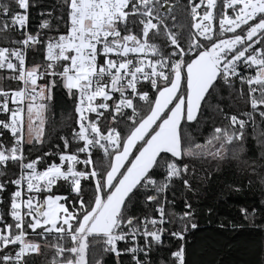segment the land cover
<instances>
[{"label":"snow or ice","instance_id":"obj_1","mask_svg":"<svg viewBox=\"0 0 264 264\" xmlns=\"http://www.w3.org/2000/svg\"><path fill=\"white\" fill-rule=\"evenodd\" d=\"M13 4L15 7L0 5V17L4 18L0 31L26 26L28 0H13ZM65 4L66 31L47 41V64L43 72L40 65L26 66L24 50L30 44L39 43L38 36L23 32L24 39L10 41L17 47L0 46V69L10 70L13 75L9 79L23 85L18 90L0 88V112L7 115L6 120H0V128L12 135L10 147L0 142V164L6 166L9 160L19 161L21 170L18 178L0 182V191L5 190L7 183L17 189L10 197L9 215L14 224L0 217L3 225L0 264H26L23 259L26 253L39 251V243L26 241L25 223L33 233L41 229L38 233L41 238L56 233L60 241L70 239V247L63 243L50 245L55 249L51 264H87L86 252L90 247L87 237L95 239L94 246L101 247L102 252H111L117 257L122 254L117 242H127L130 238L133 244L123 252L131 254L132 264H151L147 257L153 244L162 242L164 205L168 201L158 203L157 220L147 215H130L128 205L133 197L149 188L159 194L173 179L181 180L187 191H193L188 178L189 165L178 164V160L185 157L225 160L230 152L233 159H239L243 148L236 145L243 140L247 123L251 121L255 125L257 113L264 121V0H222V8L218 0H187L185 11L194 31L184 44L169 28V16L175 24L172 15L175 5L168 0H65ZM213 9L220 17L219 37L211 26ZM129 18L136 22L139 34L128 28ZM41 27H48L47 21ZM161 31L168 41L165 49L171 48V51L149 43V38L159 36ZM149 50L155 58H147ZM130 54L135 58L130 59ZM241 63L245 66L243 74L239 70ZM46 76L53 79L47 84H37L38 79ZM57 76L69 98L75 100V123L79 131L73 130V138L83 141V147L76 151L86 153L88 158L81 161L75 153H61L60 164L53 162L38 171L40 157L25 164L23 145L25 137L28 143L40 142L46 110V103L40 101L52 99L51 89ZM235 77H239L241 85L248 86L251 111L244 114L248 120L236 115L226 117L230 124L215 127L202 144H193L190 137L182 136V122L197 118L202 100L216 87V82L223 80L229 84ZM142 82L150 84V91L140 87ZM9 97L12 107H9ZM139 102L147 107H138ZM105 113L112 119L101 127L100 120ZM90 114L96 118L92 119ZM259 143L264 147V131ZM94 148L103 153L102 167L92 160ZM161 160L165 161L166 175L157 181L154 172ZM65 161L67 171L62 170ZM74 163H83L85 170H74ZM194 172L193 166V175ZM57 179L69 182L74 199L50 194ZM82 180L91 182L87 200ZM25 183L29 195L22 199ZM41 191L48 193L42 200L38 198ZM146 201L156 202L157 196L147 195ZM21 208L27 211L21 212ZM184 208L182 214L169 213L173 217L178 215L179 226L171 235L179 240L184 239L189 226L197 227L191 202L185 200ZM239 211L249 220L257 209L249 212L247 207H241ZM25 216L30 219L25 221ZM138 235L144 238L143 247L135 243ZM9 246L15 249L14 253L8 250ZM140 251H144L143 260L137 256ZM184 254L181 244L171 253L175 264H185ZM95 264H103V260L97 259Z\"/></svg>","mask_w":264,"mask_h":264},{"label":"trees","instance_id":"obj_2","mask_svg":"<svg viewBox=\"0 0 264 264\" xmlns=\"http://www.w3.org/2000/svg\"><path fill=\"white\" fill-rule=\"evenodd\" d=\"M168 1L175 5L172 11L175 24L173 25L171 16L168 21L174 26L180 42L184 44L192 31L191 20L185 11L187 0ZM28 2L30 5L28 32L38 36L40 40L31 47L29 63L34 64L41 62L42 43L66 31L67 8L65 0H28ZM4 4L15 7L13 0H0V5ZM3 19L0 17V23ZM44 21H47L48 27L42 28L41 24ZM8 22L11 25L10 17ZM159 36L161 45L165 44L163 31ZM21 37H23L22 29L10 27L7 32L0 31V46H15L10 41L20 40ZM5 77L6 73L0 72V88L18 87L17 83H4ZM52 79L53 77H47L43 81L47 84ZM54 79L56 84L51 89L52 99L44 101L46 110L40 142L33 140L25 147L28 158L40 157V164L60 153L72 152L77 148L73 138L76 118L75 100L69 98L62 80L57 77ZM142 89L150 91L151 86L145 82ZM247 91V84L241 85L237 77L232 78L229 84H225L223 80L217 81L216 87L202 100L197 118L192 122H182V136L190 137L193 144H202L215 127H225L230 124V120L226 117L236 115L240 119L248 120L244 115L251 111ZM137 106L147 107L143 102H139ZM109 118L108 114L101 127ZM254 119L255 125L249 121L244 129L243 140L237 142L236 146L243 148L239 153V159H233L230 152L225 160L211 157H185L177 161L178 164L189 165L188 178L192 181L193 191H187L181 180L173 179L168 188L159 194L149 188L146 191L141 190L133 197L128 208L129 214L134 217L145 215L157 217L153 204L160 201L164 203L165 199L168 201L164 205L166 222L163 225L167 227L169 233L162 237L161 243L153 244L149 259L151 264H175V258L171 253L179 249L181 244L185 248V264H264V147L259 143L260 134L264 131V121L258 113L255 114ZM120 127L123 129L124 125L121 124ZM236 129L239 130L238 125ZM65 140L68 142L67 149H65ZM93 161L102 167L104 157L101 153H96ZM17 167V163H12L0 169V180L11 181L17 176ZM165 167V161L161 160L154 172L157 181L163 180ZM90 184L88 180L82 183L85 200L91 195ZM46 194L48 193H41L40 199L42 200ZM50 194L68 196L69 199L75 198V194L67 184L54 187ZM147 195L157 196V201L147 202ZM185 200L192 204L193 222L197 227L193 229L189 226L184 233V239L179 240L171 235L179 226L178 215L173 217L169 213L182 214L185 211ZM241 207H247L249 212L253 208L257 211L253 217L246 220L239 211ZM40 231L41 229H37L32 238L38 241L41 247L38 253L24 258L26 264H51L55 249L50 245L63 243L66 247L71 246L70 239L60 241L56 233L41 238L38 235ZM86 242L90 245L86 252L87 264H95L97 259H102L103 264H117L118 261L119 264H131L129 253H122L117 257L114 253H104L101 247L94 246L97 241L92 237H87ZM122 247L119 245V248Z\"/></svg>","mask_w":264,"mask_h":264},{"label":"built area","instance_id":"obj_3","mask_svg":"<svg viewBox=\"0 0 264 264\" xmlns=\"http://www.w3.org/2000/svg\"><path fill=\"white\" fill-rule=\"evenodd\" d=\"M161 2H163V0H161ZM195 2H198V0H195ZM168 3L169 4H171L170 3V1H168ZM218 3L221 5V8H222V0H218ZM202 11V10H201ZM213 12H214V17H213V23H212V28H213V32L215 33V35L217 36V37H219V35H220V33H219V19H220V17H219V15H215V13H216V9H213ZM28 14V13H27ZM168 25H169V28L171 29V31L172 32H174V33H176L175 32V29H174V26L168 21ZM120 28H121V32H122V34H124V25L123 24H121L120 25ZM128 28L134 33V34H139V32H140V29H139V27L137 26V24H136V22L134 21V19L133 18H129L128 19ZM15 29H18V30H21L20 28H19V26H17V27H15ZM23 30V32H28V19H27V23H26V26H25V28L24 29H22ZM192 31H194V30H192ZM237 31H239V30H237ZM162 32V31H161ZM29 33V32H28ZM30 34V33H29ZM60 35V34H59ZM163 35H164V38H165V44H163V45H161V43H160V41H159V39H160V36H153V37H150L149 38V43H155V44H157L158 46H160V48L162 49V50H166V51H171V48H166L165 49V46L168 44V41H167V38H166V36H165V34L163 33ZM227 35V34H226ZM176 38L178 39V37H177V35H176ZM22 39H24V36L23 37H21L20 38V40H22ZM39 39V38H38ZM49 39H46L43 43H42V47H41V49H42V58H41V62H35L34 64H30L29 63V57H30V53H31V47H32V45H34V44H30L24 51H25V57H26V66L27 67H32V66H34V65H40L41 67H40V71L41 72H43L44 70H45V68H46V64H47V61L45 60V52H46V43H47V41H48ZM40 41V40H39ZM178 41L180 42V40L178 39ZM181 43V42H180ZM182 44V43H181ZM18 45H15V46H3V47H9V48H11V47H17ZM129 58L130 59H132V58H135V56H134V54H130L129 55ZM147 58H155L152 54H151V52H150V50H149V55H148V57ZM146 58V59H147ZM100 59H101V62H102V57H100ZM60 70V68H57V71H59ZM150 70V69H149ZM239 70H240V72L243 74L244 72H245V66L241 63L240 65H239ZM250 72L252 71V70H249ZM0 72H5L6 73V77L4 78V83H9V84H14V83H17V85H18V87H13V88H3L4 90H18L20 87H23V85L21 84V82H19L18 80H15V79H9V77L10 76H12L13 75V73L10 71V70H7V69H0ZM16 75H18V73H16ZM47 77H51V76H46V77H43V78H40V79H38L37 80V84H45L44 83V79L45 78H47ZM57 78H59L58 76H57ZM236 78V77H235ZM238 79H239V77H237ZM240 80V79H239ZM143 84H145V82H142L141 83V85H140V87L142 88V86H143ZM117 95V97H118V94H116ZM97 101L98 102H100V98H97ZM13 105H12V103H11V98L9 97V107H12ZM126 111H130V110H126ZM10 115V114H9ZM108 115V113H105L104 114V116L103 117H101V120H100V125H102V123L105 121V119H106V116ZM90 116H91V118L92 119H95L96 118V116H95V114H90ZM7 119V115L6 114H4L3 112H0V120H6ZM112 119V117L110 116V118L108 119V121H110ZM75 121H76V118H75ZM75 130L78 132L79 131V127H78V125L75 123ZM106 132V131H105ZM0 142H3L4 144H5V146H8V147H10L11 146V143H12V135H11V133H10V131H8V130H6V129H2V128H0ZM74 143H77V148L78 147H83V141H79V140H77V139H74ZM28 144V142H27V138L25 137V143H24V145H23V155H24V163L26 164V163H28L29 161H31V160H35V159H29L28 158V156H27V153H26V151H25V147H26V145ZM77 148H75L72 152H63L65 155H71V154H76L78 157H79V159L81 160V161H83L84 159H86V158H88L87 157V154L86 153H77ZM96 153H101L102 155H103V153L98 149V148H94V149H92V160H93V156L96 154ZM19 154V153H18ZM61 154V153H60ZM60 154H58L56 157H54V158H51L50 160H48L47 162H45V163H43V164H40V162H41V159L39 160V162H37V165H36V167H37V170L38 171H43L44 169H46L50 164H52L53 162H55V163H57V164H60L61 162H60V160H59V155ZM13 162L11 161V160H9L8 162H7V164H6V166L5 165H2V164H0V169H2V168H5V167H7L9 164H12ZM15 163H17L18 164V170H17V176H15L13 179H16V178H18L19 176H20V174H21V170H20V163H19V161H17V162H15ZM74 170H77V171H82V170H85V168H86V165H84L83 163H74ZM166 168V167H165ZM62 170H64V171H67V162L65 161V163L62 165ZM89 171H91V168H89L88 169ZM165 175H166V171H165ZM12 179V180H13ZM84 181H86V180H82L81 181V184L84 182ZM0 182H5V181H1L0 180ZM60 184H67V185H69L70 186V184H69V182H67V181H65V180H63V179H57V182H56V184H54V185H52V187H51V190L54 188V187H56V186H58V185H60ZM15 190H17L16 189V186H14V185H12L11 183H7L6 184V188H5V190L4 191H0V217H3V219H4V221L5 222H7V223H12V224H14V221L12 220V218H11V216L9 215V210H10V204H11V199H10V197H11V192L12 191H15ZM41 193H45V192H43V191H41L39 194H38V198L40 199V194ZM28 195H29V193H28V191H27V184L25 183L24 185H23V190H22V199H27V197H28ZM9 199V203H7V200ZM34 203H35V200L33 201ZM158 203H163V201H160V202H156V203H154L153 205H154V207H155V210H156V208H157V205H158ZM27 211V209H24V208H21V212H26ZM158 215H157V220H159V213H157ZM24 219H25V221H28L30 218L29 217H27V216H25L24 217ZM166 222V219H165V221H164V223ZM163 223V224H164ZM159 226H161V225H158V227ZM3 227V225L2 224H0V228H2ZM24 227H25V229H26V232H27V235H26V241H33V242H37V243H39L38 241H36L35 239H33L32 238V236L34 235V233L32 232V230L31 229H28L27 228V225H26V223L24 224ZM162 227L165 229V231L161 234V236L163 237V236H166L169 232H168V229H167V227H165L164 225H162ZM149 228H150V230H151V225H149ZM149 240H150V238H149ZM135 243H137L138 245H140L141 247H143L144 246V243H145V241H144V238H143V236H141V235H138L137 236V241L135 242ZM132 244H133V242L131 241V239L129 238V240L127 241V242H125V241H118L117 242V247H118V249H120L121 250V252L122 253H124L123 252V249H125L126 247H129V246H132ZM119 245L120 246H123L122 248H119ZM17 248H18V245L16 246ZM10 252H13L14 253V251H15V249H13L11 246H9V249H8ZM1 253V255L3 254L2 252H0ZM36 253H38V252H36ZM36 253H32V252H29V253H26V255L23 257V259L25 258V257H27V256H30V255H33V254H36ZM137 256H138V258H140V259H144L145 258V256H144V251H140V252H138L137 253ZM147 259L149 260L150 259V253H149V256L147 257ZM130 261H131V254H130ZM131 264H132V261H131Z\"/></svg>","mask_w":264,"mask_h":264},{"label":"rangeland","instance_id":"obj_4","mask_svg":"<svg viewBox=\"0 0 264 264\" xmlns=\"http://www.w3.org/2000/svg\"><path fill=\"white\" fill-rule=\"evenodd\" d=\"M40 102H44V101H40ZM43 118H44V113H43ZM43 127H44V124H43ZM42 136V135H41ZM27 138V137H26ZM41 138V137H40ZM52 195H56V194H52ZM59 196H62V195H59Z\"/></svg>","mask_w":264,"mask_h":264},{"label":"water","instance_id":"obj_5","mask_svg":"<svg viewBox=\"0 0 264 264\" xmlns=\"http://www.w3.org/2000/svg\"><path fill=\"white\" fill-rule=\"evenodd\" d=\"M39 162V161H38Z\"/></svg>","mask_w":264,"mask_h":264}]
</instances>
